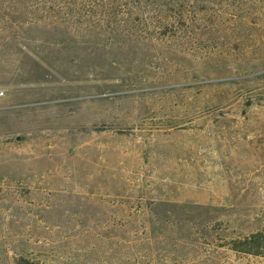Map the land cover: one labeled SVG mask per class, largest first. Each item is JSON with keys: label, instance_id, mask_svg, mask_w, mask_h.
I'll return each instance as SVG.
<instances>
[{"label": "rangeland", "instance_id": "374dc122", "mask_svg": "<svg viewBox=\"0 0 264 264\" xmlns=\"http://www.w3.org/2000/svg\"><path fill=\"white\" fill-rule=\"evenodd\" d=\"M188 1L199 40L86 79L29 75L58 44L0 0V264H264L228 248L264 230V0Z\"/></svg>", "mask_w": 264, "mask_h": 264}, {"label": "trees", "instance_id": "16d2710c", "mask_svg": "<svg viewBox=\"0 0 264 264\" xmlns=\"http://www.w3.org/2000/svg\"><path fill=\"white\" fill-rule=\"evenodd\" d=\"M18 2L23 5L18 4L21 7L16 10L21 8L32 18L27 23L30 35L44 38L41 47L43 43L58 44L55 49L47 47L51 48L47 53L53 60L45 55H36L41 63L31 58L29 75L36 67L37 75L42 74L41 70L46 69L44 62L57 73L66 70L68 65L82 67L84 71H79L85 73L82 77L92 79L94 69L103 65L99 55L100 47L104 46L99 41L104 40L120 51L141 49L154 42L188 48V44L199 40L203 34L198 5L188 0H16ZM78 42L82 45L76 44ZM78 49L86 54L85 57L80 56ZM61 50L66 51L61 53ZM128 60L135 62L136 59L128 57ZM123 61L126 60L116 56L109 59L110 64L115 65H122ZM228 248L236 253L264 258V230L233 237ZM17 264L31 263L21 259Z\"/></svg>", "mask_w": 264, "mask_h": 264}, {"label": "water", "instance_id": "95a60500", "mask_svg": "<svg viewBox=\"0 0 264 264\" xmlns=\"http://www.w3.org/2000/svg\"><path fill=\"white\" fill-rule=\"evenodd\" d=\"M18 138V137H17Z\"/></svg>", "mask_w": 264, "mask_h": 264}]
</instances>
